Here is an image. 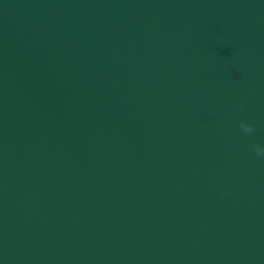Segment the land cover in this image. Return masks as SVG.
Here are the masks:
<instances>
[{"label":"water","instance_id":"obj_1","mask_svg":"<svg viewBox=\"0 0 264 264\" xmlns=\"http://www.w3.org/2000/svg\"><path fill=\"white\" fill-rule=\"evenodd\" d=\"M253 145L264 0H0V264H264Z\"/></svg>","mask_w":264,"mask_h":264},{"label":"clouds","instance_id":"obj_2","mask_svg":"<svg viewBox=\"0 0 264 264\" xmlns=\"http://www.w3.org/2000/svg\"><path fill=\"white\" fill-rule=\"evenodd\" d=\"M240 107L243 108L244 105L241 104ZM256 127L257 126L255 125V123H251L244 120L239 122V128L245 134H249V135L254 134L256 132ZM253 148L257 157L264 158V148H262L260 145H253Z\"/></svg>","mask_w":264,"mask_h":264}]
</instances>
